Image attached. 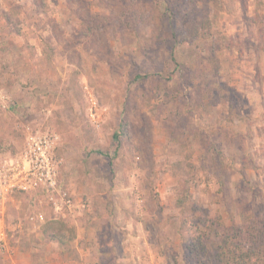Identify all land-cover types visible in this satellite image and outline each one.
I'll list each match as a JSON object with an SVG mask.
<instances>
[{"label":"rangeland","instance_id":"rangeland-1","mask_svg":"<svg viewBox=\"0 0 264 264\" xmlns=\"http://www.w3.org/2000/svg\"><path fill=\"white\" fill-rule=\"evenodd\" d=\"M25 127L74 207L0 198V264H191L201 211L264 223V0H0L1 155Z\"/></svg>","mask_w":264,"mask_h":264},{"label":"trees","instance_id":"trees-1","mask_svg":"<svg viewBox=\"0 0 264 264\" xmlns=\"http://www.w3.org/2000/svg\"><path fill=\"white\" fill-rule=\"evenodd\" d=\"M203 25L200 23L195 33L200 31L202 34ZM113 136L118 137L116 134ZM201 213V219L186 220L188 227L195 230L192 240L184 245L188 262L193 264L195 259L194 264L204 263L202 260L207 255L208 262L212 264H264V223L258 222V227H251L253 224L248 222L250 216H247L241 225L226 227L221 224L220 217L208 219L204 211ZM43 235L61 246H67L75 239L76 229L64 221H50Z\"/></svg>","mask_w":264,"mask_h":264},{"label":"built area","instance_id":"built-area-1","mask_svg":"<svg viewBox=\"0 0 264 264\" xmlns=\"http://www.w3.org/2000/svg\"><path fill=\"white\" fill-rule=\"evenodd\" d=\"M24 129L19 152L0 154V198L14 192L39 194L56 212L70 210L74 207L73 198L58 180L56 136L50 131Z\"/></svg>","mask_w":264,"mask_h":264},{"label":"crops","instance_id":"crops-1","mask_svg":"<svg viewBox=\"0 0 264 264\" xmlns=\"http://www.w3.org/2000/svg\"><path fill=\"white\" fill-rule=\"evenodd\" d=\"M13 194V193H12Z\"/></svg>","mask_w":264,"mask_h":264}]
</instances>
